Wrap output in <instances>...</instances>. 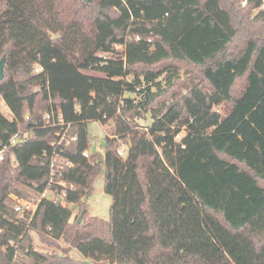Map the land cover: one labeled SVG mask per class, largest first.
Masks as SVG:
<instances>
[{"label": "trees", "instance_id": "1", "mask_svg": "<svg viewBox=\"0 0 264 264\" xmlns=\"http://www.w3.org/2000/svg\"><path fill=\"white\" fill-rule=\"evenodd\" d=\"M0 1V144L19 132L0 264H264L262 0ZM90 121L103 151L85 157ZM52 156L70 207L42 198L19 218L10 195L42 192ZM102 170L108 221L72 222Z\"/></svg>", "mask_w": 264, "mask_h": 264}, {"label": "rangeland", "instance_id": "2", "mask_svg": "<svg viewBox=\"0 0 264 264\" xmlns=\"http://www.w3.org/2000/svg\"><path fill=\"white\" fill-rule=\"evenodd\" d=\"M243 1V0H242ZM4 7L3 2L0 1V10L1 8ZM120 48V47H118ZM0 110L6 115V116H10L7 108H5L3 105L0 104ZM27 107L26 105H23V116H27ZM151 119L149 118V116L146 115V117L144 118V120H141L140 123L141 124H148L149 121ZM87 127H88V132H89V139H90V148L87 150L88 154L92 153V152H100L102 153V149H103V138L105 135V126H102L101 124H99L96 121H90L87 123ZM184 133V131H182L180 133L179 136H181ZM123 146H121L122 148ZM103 170L101 171V173L95 178L94 183H93V191L91 193V195L89 196V198L87 197V211L88 214L84 213L80 223L82 221H87L89 218H96L98 220L102 219L104 221H108L109 219V208L112 202L111 197L106 194L104 192L103 186H104V180H103ZM85 198V197H84ZM82 211V210H81ZM81 211H79V209H75L73 211V217H72V222L74 221L73 218H75L77 216V219L81 213ZM98 217V218H97ZM77 223V221H76ZM77 223V224H80ZM101 230H105L106 229L102 226H100ZM99 228V229H100ZM105 231H103L105 233ZM101 232V233H103ZM59 244L62 247H66L68 248L69 245L67 243H65L64 241H59ZM33 245L35 246L36 249L40 250V251H44V252H51L52 248L48 247L46 244H44L43 242L40 241L39 237L36 234H33ZM70 254L72 255V257L76 258V259H82L81 256L79 255V253L74 249L71 248L70 249Z\"/></svg>", "mask_w": 264, "mask_h": 264}, {"label": "built area", "instance_id": "3", "mask_svg": "<svg viewBox=\"0 0 264 264\" xmlns=\"http://www.w3.org/2000/svg\"><path fill=\"white\" fill-rule=\"evenodd\" d=\"M246 0L242 1V5H245ZM260 10L264 11V0L261 1L260 7L258 8ZM1 105H3V102H0ZM28 116V114H27ZM27 116H24L25 118H27ZM49 117V116H47ZM19 140V132H17L16 134H14L9 141L6 144H0V161L4 160L5 158V154L9 148V146L11 144H15L17 143V141ZM59 144V142H58ZM54 146V152L56 151V143L52 144ZM125 146L123 145V147L118 149V154L120 156H124L125 155ZM83 156L87 157L89 154L86 151H84ZM56 163L55 157L52 156L50 159V170H51V175L49 177L48 180V186L42 191L40 192L38 195H33L30 198H23V197H19L17 195H10V200L11 203L13 205V210L14 212L17 214V216L19 218H28L30 219L33 214L35 213L38 203L42 198H49L51 200H53L54 202L60 203L61 206L63 207H70L71 204H69L68 202H66L64 200L65 196H66V190H63L61 193L54 191L52 189L49 188V185L51 183H53V177L52 174L54 172V165ZM66 166H71V163L69 162H65L64 160H60V163L58 165L59 169H64Z\"/></svg>", "mask_w": 264, "mask_h": 264}, {"label": "water", "instance_id": "4", "mask_svg": "<svg viewBox=\"0 0 264 264\" xmlns=\"http://www.w3.org/2000/svg\"><path fill=\"white\" fill-rule=\"evenodd\" d=\"M83 1H86V0H83ZM4 62H5V57L2 56V57L0 58V80H2V79H3V76H4V72H3ZM85 200H87V197H85ZM85 211H86V209H83V210L81 211V213H80V215H79V217H78V219H77V223H80V221H81V219H82V217H83Z\"/></svg>", "mask_w": 264, "mask_h": 264}, {"label": "crops", "instance_id": "5", "mask_svg": "<svg viewBox=\"0 0 264 264\" xmlns=\"http://www.w3.org/2000/svg\"><path fill=\"white\" fill-rule=\"evenodd\" d=\"M27 114H28V111H27Z\"/></svg>", "mask_w": 264, "mask_h": 264}]
</instances>
